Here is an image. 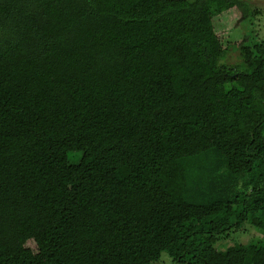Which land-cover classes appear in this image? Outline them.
I'll return each instance as SVG.
<instances>
[{
	"label": "trees",
	"instance_id": "trees-1",
	"mask_svg": "<svg viewBox=\"0 0 264 264\" xmlns=\"http://www.w3.org/2000/svg\"><path fill=\"white\" fill-rule=\"evenodd\" d=\"M236 5L0 0V264H264L225 239L264 236V39L228 66L214 25Z\"/></svg>",
	"mask_w": 264,
	"mask_h": 264
},
{
	"label": "rangeland",
	"instance_id": "rangeland-1",
	"mask_svg": "<svg viewBox=\"0 0 264 264\" xmlns=\"http://www.w3.org/2000/svg\"><path fill=\"white\" fill-rule=\"evenodd\" d=\"M242 1L243 9L246 7L249 9L246 16H244L243 9L236 5L214 17L215 29L226 48V54L221 63L228 66L239 65L240 68L244 65V58L241 55L239 42L246 40V43L253 44L264 39V0ZM254 234L255 228L246 222L242 229L230 231L225 239L230 242L235 240L248 242L254 238V241L264 243V236L254 237ZM155 264L177 263L173 258L164 254Z\"/></svg>",
	"mask_w": 264,
	"mask_h": 264
}]
</instances>
